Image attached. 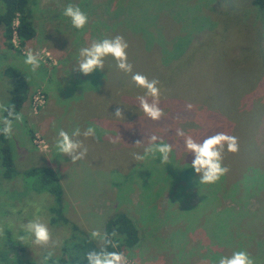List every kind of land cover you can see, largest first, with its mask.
<instances>
[{"label": "rangeland", "instance_id": "374dc122", "mask_svg": "<svg viewBox=\"0 0 264 264\" xmlns=\"http://www.w3.org/2000/svg\"><path fill=\"white\" fill-rule=\"evenodd\" d=\"M251 1L28 0L35 38L20 54L0 39V106L9 101L11 81L3 75L8 67L24 73L32 95L42 91L45 103L35 111L29 100L19 112L23 122H12L10 144L18 175L9 181L0 178V264L27 260L41 264L43 254L57 253L66 236L49 224L53 197L35 192L33 180L22 176L39 166L57 174L65 216L88 234L93 230L102 234L115 212L130 217L141 241L126 252L128 263L218 264L221 257L242 250L255 264H264V10ZM69 4L88 16L82 31L63 15ZM117 35L129 45L133 72L157 81L169 75L167 64L156 57L165 38L194 35L196 39L181 61L186 76L161 77L165 82L159 84L173 89L172 94L161 95L165 116L158 122L144 115L136 99L143 89L132 87L136 84L131 74L118 70L111 57L105 59L103 71L84 75L76 70L81 48ZM27 50L39 54L36 73L24 63ZM191 91L201 97L193 100ZM188 92L190 96L182 97ZM225 101L235 119L220 107ZM182 103H192L193 112ZM118 107L124 116L119 119ZM176 121L185 135L200 142L217 132L238 137L239 152H225L224 165L230 171L217 188L200 184L194 169L186 171L193 154L186 151L183 137L171 135ZM89 126L96 128L99 139L81 135L78 139L88 153L72 164L55 147L58 131L71 134L77 127L83 132ZM35 135L47 144L46 150L35 146ZM152 135L160 138L158 143L173 146L170 164L162 165L159 154L143 162L134 160L133 154H144ZM137 141L142 144L136 146ZM37 218L52 234L54 243L47 247L19 240L27 235L22 225ZM10 232L13 245L22 250L17 256L6 247ZM225 234L226 244H218Z\"/></svg>", "mask_w": 264, "mask_h": 264}, {"label": "clouds", "instance_id": "9594fccd", "mask_svg": "<svg viewBox=\"0 0 264 264\" xmlns=\"http://www.w3.org/2000/svg\"><path fill=\"white\" fill-rule=\"evenodd\" d=\"M63 15L70 19L71 24L77 30L82 31L87 23L88 16L81 10L79 6L67 5L63 11ZM129 45L123 36H115L114 38H104L96 40L88 47H83L79 50V60L76 70H79L84 75H90L97 69L103 71L105 69L104 61L111 57L116 64V67L121 72L131 74L133 82L137 87L143 89V94L136 97L139 107L146 117L152 121H160L165 113L160 106L161 89L158 87L159 81L149 80L146 76L140 73L133 72V65L129 63L127 50ZM24 63L30 67L32 73H36L40 67V58L38 53L32 50H27L25 53ZM192 105L188 104L187 109L190 111ZM0 109L7 111L8 116L0 118V133L6 137H10L13 131L12 120L23 122V115L16 113L14 110H8L0 106ZM115 117H124L122 110L118 107L115 111ZM176 134L184 138V145L188 153L193 154L191 168L199 177V183L203 185H214L218 183L230 169L224 165L225 152L237 154L239 152L238 137L225 132H217L214 135L206 137L202 142L195 140L190 135H185L182 129H177ZM83 135L84 138L99 139L94 126L87 127L83 132L80 128H76L71 134L60 129L58 131L55 147L59 154L70 157L71 163L76 164L86 158L88 149L83 142L78 138ZM156 135L149 138V144L144 148V154H133L136 161L143 162L150 155L155 157L159 154L162 165L170 164V155L173 152V146L170 143L163 142ZM142 143L137 141L136 146ZM23 231L27 235L19 237L21 242L30 239L35 246L47 247L54 243L52 234L47 226L39 218L29 221L22 225ZM116 233L113 232V236ZM93 239L103 242L105 245L99 251H90L87 254L88 264H128V259L122 252L108 251V246L116 247L109 240L107 234H101L97 230L90 232ZM218 264H255L254 259L246 251H235L231 256L221 257Z\"/></svg>", "mask_w": 264, "mask_h": 264}, {"label": "trees", "instance_id": "16d2710c", "mask_svg": "<svg viewBox=\"0 0 264 264\" xmlns=\"http://www.w3.org/2000/svg\"><path fill=\"white\" fill-rule=\"evenodd\" d=\"M1 2L4 6V12L0 14V39L4 40L3 44H5V47L7 49L20 54L21 49L25 48L27 43L32 41L36 36L35 27L31 19L28 17L30 5L28 4V0H1ZM251 4L258 10H264V0H252ZM14 22H17L16 27L13 26ZM14 30L19 40L18 49L14 48L11 44V39ZM174 34H178V32H174L173 35ZM194 39V35H180L165 38V44H163L162 46L163 51H156V57L158 56V60L161 59L162 62L167 64V73L169 75L167 76L164 74L161 77H166L168 79L169 77H177L181 79L183 76H186V74L183 73L181 61L185 58L186 52L188 51V47H190L192 43L196 40ZM174 70H176L175 73H173ZM3 75L11 81V88L9 90V101L4 108L8 110H14L16 113H19L31 98L33 91L30 87V82L26 75L16 68H6L3 71ZM161 77L159 78V83H164L165 81L163 82ZM158 86H162L163 88L162 98H164L165 95L168 96L171 93H169V90L173 89L169 85L164 86L162 84H158ZM132 87H137V85H134ZM191 92L194 93L192 95L193 100L201 97L198 91ZM191 92H188L189 94H182V97L187 98V96H190ZM193 100H191L192 103H194ZM226 103L227 102L225 101V103L220 107L225 108L226 112H228V114L232 117L230 119H233L234 116L230 114V111L232 109L231 107L229 109L227 105L228 103ZM182 104L184 105V107L187 108V103ZM190 112L193 111L190 110ZM7 116V111L2 110L1 118ZM235 118L236 117H234V119ZM13 121L14 119L12 120V122ZM0 127H2V125H0ZM171 127V135L173 136L176 135L177 129H181V125L178 121H176L174 126L171 125ZM29 137L30 139L33 138L32 131L29 132ZM188 170L189 173H191V166L186 171ZM17 175L18 172L15 170L14 167L10 137H6L2 133H0V178L2 180L9 181L15 178ZM22 176L24 179L31 178L33 180L32 189L35 192L47 193L53 197L54 204L49 208V224L52 229H61L66 233V236L61 239L59 251L57 253H53L52 251H46L41 258V264H88L87 254L93 250L99 251L101 247H104L105 245L102 241L101 243H97L96 240L90 236V234L82 230L75 223H72L65 216L63 206L64 192L57 177V174L52 168L48 166H39L31 167L23 171ZM217 187L218 183L215 184V188ZM222 213H224V215L226 214L225 211H221L219 214ZM102 231V234L106 233L111 243L116 245V247H111L109 245L108 251H118L126 255V252L137 248L141 241L138 228L132 222L130 217L123 212H115L111 216H109L103 226ZM113 232L116 233L115 236H113ZM9 234L8 236L10 237V241H7L6 247L10 250L9 253H11V256H17L22 250H20V247L13 245V242L11 241L13 240L11 232ZM224 236L227 235L225 234L221 236V239L217 241L218 244H226L227 241L226 239L224 240ZM11 250L14 253L11 252ZM25 264L34 263L27 260Z\"/></svg>", "mask_w": 264, "mask_h": 264}, {"label": "built area", "instance_id": "2783aa9c", "mask_svg": "<svg viewBox=\"0 0 264 264\" xmlns=\"http://www.w3.org/2000/svg\"><path fill=\"white\" fill-rule=\"evenodd\" d=\"M13 26L16 27L17 26V22H14L13 23ZM11 44H12V46L14 48H16V49L19 48V40H18V37L16 35L15 30L13 31V35H12V39H11ZM30 101H31L32 108L35 111H37V110H39L44 105V103H45V96L42 93V91L37 90L31 96ZM34 144L40 150H46L47 149V144L44 142V140L39 135H35ZM128 264H133V263H130L129 262Z\"/></svg>", "mask_w": 264, "mask_h": 264}, {"label": "crops", "instance_id": "0c3cea01", "mask_svg": "<svg viewBox=\"0 0 264 264\" xmlns=\"http://www.w3.org/2000/svg\"><path fill=\"white\" fill-rule=\"evenodd\" d=\"M29 17V16H28ZM32 21V20H31ZM34 25V24H33Z\"/></svg>", "mask_w": 264, "mask_h": 264}]
</instances>
